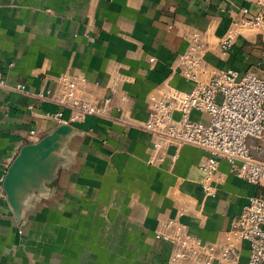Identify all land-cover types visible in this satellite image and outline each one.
Here are the masks:
<instances>
[{
    "label": "crops",
    "instance_id": "0c3cea01",
    "mask_svg": "<svg viewBox=\"0 0 264 264\" xmlns=\"http://www.w3.org/2000/svg\"><path fill=\"white\" fill-rule=\"evenodd\" d=\"M263 1L0 0V264H172L169 222L223 237L263 187L221 161L205 196L208 152L172 145L151 164L154 138L141 125L170 90H192L177 66L194 34L215 68L261 72L264 32L240 34L228 54L219 42L242 8L264 14ZM65 73L85 78L90 100L112 99L102 116L67 129L47 116L59 108L37 95Z\"/></svg>",
    "mask_w": 264,
    "mask_h": 264
},
{
    "label": "built area",
    "instance_id": "2783aa9c",
    "mask_svg": "<svg viewBox=\"0 0 264 264\" xmlns=\"http://www.w3.org/2000/svg\"><path fill=\"white\" fill-rule=\"evenodd\" d=\"M248 30L264 32V14L242 8L219 42L221 52L228 54L236 37ZM208 53L209 46L194 34L177 66L178 73L193 83L192 90H170L152 103L148 119L141 125L153 136L158 154L150 163L164 162L162 154L169 146L191 144L209 154L200 166L205 174V196L216 194L221 161L228 162L239 179L263 187V192L249 199L232 228L215 242L189 234L177 222L166 225L163 238L174 245L172 264H264V44L258 62L261 72L215 68L207 60ZM56 82L55 90L40 92L37 97L59 108L47 116L60 127L102 116L112 102L106 98L99 104L86 97L83 77L65 73ZM17 89L24 91L26 86ZM194 112L207 114L209 121L194 120ZM243 243L249 245L245 263Z\"/></svg>",
    "mask_w": 264,
    "mask_h": 264
},
{
    "label": "water",
    "instance_id": "95a60500",
    "mask_svg": "<svg viewBox=\"0 0 264 264\" xmlns=\"http://www.w3.org/2000/svg\"><path fill=\"white\" fill-rule=\"evenodd\" d=\"M70 126H61V129H67ZM47 146L49 145V142H47L46 144ZM26 153H23V155L15 162V164L13 165V167L10 169V172L8 174V178L6 180V186H8L10 184V180L14 174V171L16 170L17 166L19 165V163L22 161V159L25 157Z\"/></svg>",
    "mask_w": 264,
    "mask_h": 264
}]
</instances>
